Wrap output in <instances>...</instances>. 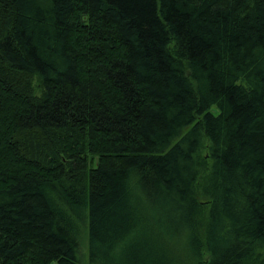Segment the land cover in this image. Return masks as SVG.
Segmentation results:
<instances>
[{
  "label": "trees",
  "instance_id": "obj_1",
  "mask_svg": "<svg viewBox=\"0 0 264 264\" xmlns=\"http://www.w3.org/2000/svg\"><path fill=\"white\" fill-rule=\"evenodd\" d=\"M85 240L264 264V0H0V264Z\"/></svg>",
  "mask_w": 264,
  "mask_h": 264
},
{
  "label": "rangeland",
  "instance_id": "obj_2",
  "mask_svg": "<svg viewBox=\"0 0 264 264\" xmlns=\"http://www.w3.org/2000/svg\"><path fill=\"white\" fill-rule=\"evenodd\" d=\"M86 256H87V241L85 240L82 241L80 246V258L83 264H87Z\"/></svg>",
  "mask_w": 264,
  "mask_h": 264
}]
</instances>
